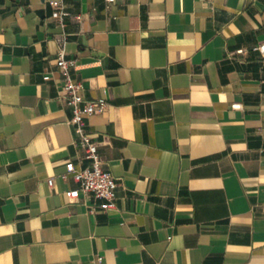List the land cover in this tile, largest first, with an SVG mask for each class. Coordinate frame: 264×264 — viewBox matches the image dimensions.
Segmentation results:
<instances>
[{"label":"crops","instance_id":"0c3cea01","mask_svg":"<svg viewBox=\"0 0 264 264\" xmlns=\"http://www.w3.org/2000/svg\"><path fill=\"white\" fill-rule=\"evenodd\" d=\"M49 1L0 0V264H264V0ZM61 33L114 210L64 194Z\"/></svg>","mask_w":264,"mask_h":264},{"label":"built area","instance_id":"2783aa9c","mask_svg":"<svg viewBox=\"0 0 264 264\" xmlns=\"http://www.w3.org/2000/svg\"><path fill=\"white\" fill-rule=\"evenodd\" d=\"M105 2L109 4L113 0H105ZM48 4L54 9L53 16L57 19L59 27L63 28V19L68 16L63 0H50ZM56 41L58 45L56 65L63 81L62 97L71 113L68 124L73 134L72 146L82 152V160L86 162L85 166L78 169L71 162L66 164V172L60 175V178L64 180L67 175H70L73 181L78 184V188L65 191L64 194L70 201L77 199L79 193L90 194L94 199L101 201L99 208L102 211L114 210L116 208V179L102 168L97 144L86 130L87 119L90 116L104 113L109 104L104 99L89 101L81 96V84L72 77L76 62L74 59L68 58L65 53L66 34L61 33ZM255 49L264 54V45ZM232 108L240 109V105H232ZM47 185L52 187V179L47 180ZM96 259L100 260L99 257Z\"/></svg>","mask_w":264,"mask_h":264}]
</instances>
